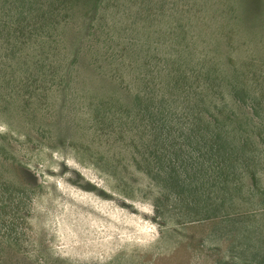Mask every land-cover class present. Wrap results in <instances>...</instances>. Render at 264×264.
Listing matches in <instances>:
<instances>
[{
    "label": "rangeland",
    "instance_id": "1",
    "mask_svg": "<svg viewBox=\"0 0 264 264\" xmlns=\"http://www.w3.org/2000/svg\"><path fill=\"white\" fill-rule=\"evenodd\" d=\"M0 264H264V0H0Z\"/></svg>",
    "mask_w": 264,
    "mask_h": 264
},
{
    "label": "trees",
    "instance_id": "2",
    "mask_svg": "<svg viewBox=\"0 0 264 264\" xmlns=\"http://www.w3.org/2000/svg\"><path fill=\"white\" fill-rule=\"evenodd\" d=\"M0 73L4 75V78L7 76V72L5 70L1 71Z\"/></svg>",
    "mask_w": 264,
    "mask_h": 264
}]
</instances>
